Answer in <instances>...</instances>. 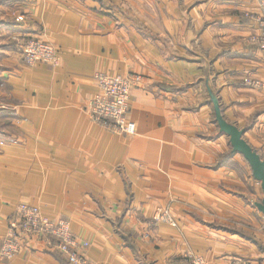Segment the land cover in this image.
<instances>
[{
  "label": "crops",
  "instance_id": "1",
  "mask_svg": "<svg viewBox=\"0 0 264 264\" xmlns=\"http://www.w3.org/2000/svg\"><path fill=\"white\" fill-rule=\"evenodd\" d=\"M256 12V0H0V242L26 203L68 219L90 264H264V194L218 122L247 128L264 159ZM29 37L59 64H23ZM97 72L131 79L133 135L91 121ZM49 250L0 264H62Z\"/></svg>",
  "mask_w": 264,
  "mask_h": 264
},
{
  "label": "built area",
  "instance_id": "2",
  "mask_svg": "<svg viewBox=\"0 0 264 264\" xmlns=\"http://www.w3.org/2000/svg\"><path fill=\"white\" fill-rule=\"evenodd\" d=\"M257 12L254 20L257 25L256 34L250 41L264 51V0H256ZM23 21L22 16L15 18ZM20 59L26 66L38 63L57 66L60 57L57 48L41 38H21L18 43ZM97 91L85 105L91 121L105 127L109 131L124 136L135 132L134 124L129 120L130 90L132 81L120 74L97 72L94 75ZM6 143L0 140V146ZM155 221H169L167 212H160ZM44 243L47 248L58 250L69 264H90L83 249L88 242L80 239L66 218L50 217L37 206L20 203L15 209L13 219L9 221L8 229L0 242V260L8 261L23 247L34 243ZM190 264H207L202 256H188Z\"/></svg>",
  "mask_w": 264,
  "mask_h": 264
},
{
  "label": "water",
  "instance_id": "3",
  "mask_svg": "<svg viewBox=\"0 0 264 264\" xmlns=\"http://www.w3.org/2000/svg\"><path fill=\"white\" fill-rule=\"evenodd\" d=\"M219 128L223 134L229 136V144L232 152L240 154L251 168L252 177L260 183L264 194V159H261L259 154L251 148L242 138L244 130L230 125L219 119ZM257 209L264 215V198L256 204Z\"/></svg>",
  "mask_w": 264,
  "mask_h": 264
},
{
  "label": "trees",
  "instance_id": "4",
  "mask_svg": "<svg viewBox=\"0 0 264 264\" xmlns=\"http://www.w3.org/2000/svg\"><path fill=\"white\" fill-rule=\"evenodd\" d=\"M243 130L246 131L247 128H244ZM231 154H235V153L232 152V150H230V155ZM51 250L52 249H50L49 251H51ZM53 253H56V257L61 261L62 264H69L68 261L66 260V258L58 250L57 251L55 250Z\"/></svg>",
  "mask_w": 264,
  "mask_h": 264
}]
</instances>
